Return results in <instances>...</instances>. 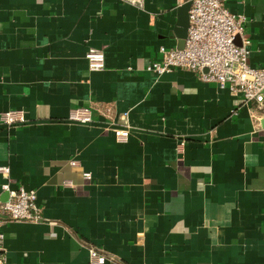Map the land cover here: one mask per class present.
Wrapping results in <instances>:
<instances>
[{"label": "crops", "instance_id": "crops-1", "mask_svg": "<svg viewBox=\"0 0 264 264\" xmlns=\"http://www.w3.org/2000/svg\"><path fill=\"white\" fill-rule=\"evenodd\" d=\"M188 1L0 0V113L26 120L0 123V195L36 191L44 218L0 227L5 264H91L90 248L106 264H264L261 121L192 72L146 70L177 48ZM226 5L264 69V0ZM79 109L93 125L70 120ZM125 123L119 142L106 127Z\"/></svg>", "mask_w": 264, "mask_h": 264}, {"label": "built area", "instance_id": "built-area-1", "mask_svg": "<svg viewBox=\"0 0 264 264\" xmlns=\"http://www.w3.org/2000/svg\"><path fill=\"white\" fill-rule=\"evenodd\" d=\"M137 4L140 0H127ZM189 28L183 49L176 47L159 49L160 59L150 62L146 70L161 76L175 70L188 71L201 81L216 83L222 89H229L242 98L243 104L251 105L257 123L264 118V69L249 63L251 40L246 33L247 19L235 14L226 5L227 0H189ZM91 71L105 68L103 51L91 49L86 54ZM70 120L93 125L91 113L87 109L75 110ZM21 111L0 113V123L11 128L24 125ZM119 126L108 125L119 142H126L131 134L129 123ZM111 126V127H110ZM183 144V142H182ZM75 163V162H74ZM0 173L9 177L10 169L0 167ZM90 179L89 173L84 174ZM6 200L0 195V227L12 222L39 223L44 220L42 209L37 204V193L23 187L12 188L10 182L2 186ZM4 235L0 233V252L3 250ZM91 264H106L108 258L96 248H90ZM6 258L0 255V264Z\"/></svg>", "mask_w": 264, "mask_h": 264}, {"label": "water", "instance_id": "water-1", "mask_svg": "<svg viewBox=\"0 0 264 264\" xmlns=\"http://www.w3.org/2000/svg\"><path fill=\"white\" fill-rule=\"evenodd\" d=\"M191 3L188 1L181 5L178 9V21L175 27L174 33L178 38V49H183L187 32L189 28V9ZM261 124L264 126V118L261 120Z\"/></svg>", "mask_w": 264, "mask_h": 264}]
</instances>
